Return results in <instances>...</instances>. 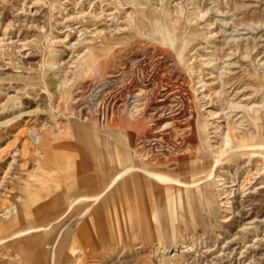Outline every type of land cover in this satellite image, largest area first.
Instances as JSON below:
<instances>
[{"label":"rangeland","instance_id":"374dc122","mask_svg":"<svg viewBox=\"0 0 264 264\" xmlns=\"http://www.w3.org/2000/svg\"><path fill=\"white\" fill-rule=\"evenodd\" d=\"M263 20L264 0H0V38H5L0 42V124L14 121L0 127V149L9 148L26 126L17 143L24 144L27 155L13 167L8 186L16 193L24 181L35 185L27 223L45 228L24 237L30 238L20 248L27 258L0 245V264H184L187 257L160 261L163 252L169 256L178 248L173 247L176 236L178 241L180 236L205 238L203 247L195 246L196 255L209 250L204 256L214 257L241 223L264 215V192L255 213L241 212L234 192L245 176L235 175L248 159L245 153L238 154V162L222 164L226 167L213 179L211 193L206 191L203 179L214 167L208 143L220 147L228 124L209 89L221 78H210L199 60L211 50L214 76H221L234 60L225 56L231 53L225 50L230 41L247 38V24ZM260 43L263 53L264 36ZM188 62L199 81V98ZM244 64L250 69L252 63ZM235 73L226 84L229 99L239 96L245 103L263 96L259 76L245 68ZM135 103L141 112L128 117ZM178 105L185 110L182 118H175ZM169 122L172 126L165 128ZM33 126L46 137L37 148L27 130ZM164 134L172 136V152H154L147 139L165 142ZM142 156L148 159L141 164ZM10 160L0 166V177ZM132 167L140 170L128 171ZM9 213L2 208L0 217ZM140 219L154 226H139ZM261 233L264 226L230 249L243 251ZM123 250L126 257L109 260ZM254 251L238 255L241 260L234 264H264V244Z\"/></svg>","mask_w":264,"mask_h":264},{"label":"bare ground","instance_id":"6f19581e","mask_svg":"<svg viewBox=\"0 0 264 264\" xmlns=\"http://www.w3.org/2000/svg\"><path fill=\"white\" fill-rule=\"evenodd\" d=\"M165 1H170V0H164V2ZM166 3L168 4V2H166ZM195 10H197V7H195ZM217 11H220V9L218 8ZM137 14H138V12H137ZM195 14H196L197 18H199V20H200V18L204 19V15L201 14L200 11H195ZM88 16H90V15L88 14ZM85 17H86V15H85ZM72 19H74V17ZM254 23L255 24H253V26L250 24L249 25L247 24V26H246L247 27L246 30L248 32L247 34H249L250 36H248L245 39L235 38L233 41H230L227 49H225V50L231 51V53L229 55H227V53H225L226 51H223V53L226 54L225 56H229L230 60L232 59V57H234V60L232 59L233 60L232 62H227L228 67L225 68V69H227V72H225L224 74H220L221 76H218V77L214 76V69L216 66H214V64H212V60H210V58L208 57V54H212L211 50L208 51L207 56L203 55L201 57V59H199L202 62V65L206 66L210 70V72H209V74H211L210 78H213V77L215 79L221 78L219 80L220 81L219 83H216V82L210 83L209 89L211 90V93L217 98V102L221 103L220 104L221 105L220 106V109H221L220 114H222L224 116V119L226 120V123L228 124L227 129L224 130V132H223L220 147L216 148L211 142L208 143V152H209L210 157H212V159L214 161V163H213L214 167L212 166L213 168L211 170L209 169L210 171L208 172L206 179H203V182H204V180H206V182H207V185L205 187L206 191L211 193V191L208 188L211 187L213 179L218 178L220 176V174H221V172L219 171L220 168L224 169L226 167V166L221 167V165L222 164L224 165V163L227 160H230L233 158L236 160V162H238L237 160L240 159V156H238V154H242V153L244 154L245 153L244 155H246V157L248 158L247 161H245L243 164H241V166L239 168L235 169V175H238V174L245 175L244 179L242 181H239L237 184H235V186L237 185V187L234 189V192L239 195V203L241 205V210H242L241 212H243V211H245V212H252L253 211L254 212L256 202L258 200V196L264 192V92L262 93L263 96L256 99L255 101L249 100V101L244 103L243 100L239 99V96H238L239 93L238 92H237L238 94L237 93L235 94L238 97H235L233 99H229V97L227 95L228 92H226V90H227L226 84L230 83L231 78H234V76L236 74L235 73L236 69L241 70L244 68L249 73L251 72V75L254 73L253 75L256 74L257 76H259V78L261 79V81L264 84V52L261 53L262 52L261 51L262 44L260 43V39H262V37L264 36V32H263L264 31V20L259 22V23L258 22H254ZM212 32L215 35L214 31H212ZM260 32H263V34H260ZM170 35L172 37V34H170ZM170 35H169V38H171ZM4 40H5V38H0V42H2ZM58 40H60V39H58ZM61 40H63V39H61ZM170 41H172V40L170 39ZM260 53L262 55H259ZM247 61H250L252 63L249 65L250 69L247 66H245V64H244ZM186 68H187V71L191 77L193 91L196 93V97L199 98L198 94H197V91H198L197 90V84L199 81H196L193 77L194 69L191 66V64H189V62L186 64ZM140 80H141V78H140ZM59 86H60L59 88H62L64 86V82H61V84ZM142 96H143L142 92H139L138 94H136V97L138 98L137 100H141ZM109 103L112 105H113V103L115 105H117V101H114V99H111ZM154 104H156V103L154 102ZM158 106H159V104L155 105L153 108L157 109ZM121 107L125 110L126 104L123 103ZM166 107L169 108L170 106L167 105ZM173 107L177 108L175 110L178 112L175 115V118H182L185 114L184 113L185 110L182 109V107L180 105H178L177 107H175V106H173ZM56 108H57V106H56ZM56 108L54 107V109H56ZM109 110H110V107H108V111ZM127 111H129L128 117H131V116L137 117V115L141 112L140 104L135 103L134 106L131 107ZM124 112L127 113L126 111H124ZM105 117H106V112L104 113V118ZM6 122L7 123L4 122L5 124L1 123L0 127L6 128L7 125L9 126L14 121L12 122V119H11V121H9V119H8V121L6 120ZM244 122H248V125H247V127L242 128V126L244 125ZM171 126H172V122L164 124L165 128L171 127ZM25 127L23 126V127H21V129H19V132L15 135L14 143H12V145H9V148L0 149V166H2L5 162L7 163V161L9 159H11L9 161V164L7 165V168L5 169V171L3 173V176L0 177V210L2 208L10 210V213L8 216H5V218L0 217V234H2V236H1L2 238H0V245H3L4 247H14V251H16L17 256H23V257L25 256V258H27L28 252L25 249L22 250L20 248L23 247L22 242L27 241L30 238H24V237L29 236L31 233L44 230L45 228L42 226L34 227V226H32V224L30 225L29 223H27V217H28V213H29L28 209H29V206H31L30 204L33 200L30 197V193L33 191L32 189L35 185L30 183V181H24V183H22L23 185L20 186L21 187L20 190H19V188H17L16 193L14 192V187L9 188V186H8V184L12 181V180L10 181V179L12 177H9V175L12 173V169H14L13 167L18 163V160L21 156L27 155L26 154L27 151L24 149V146H23L24 144L21 145V148H19L20 145H18V143H17V142H20V144H21V140L19 137H20V135L26 133ZM27 130L30 131L29 133H31V135H32V139H33V142H34L36 148L38 145L43 143V141L45 140L46 137L43 136L41 134V132H39L37 130V128H35V126L28 127ZM164 136H165L166 142L169 144H172V143H170V141H172L171 140L172 136L170 137V134H164ZM151 137H153V135ZM2 142H3V138L0 137V146H1ZM16 143H17V146H16ZM147 145H148V143H147ZM153 148H151V149H153ZM154 150L155 149H153V151ZM34 157L36 158V161H38L40 164L42 163L41 152L39 150L35 149ZM147 159H148V157L142 156L139 158V162L141 164L145 163V161ZM244 159H246V158H244ZM130 170H140V169H138V168L134 169L132 167V168L128 169V171H130ZM204 171H206V169ZM163 178L166 179L164 176H163ZM197 182L198 181H194L193 184H198L199 182L198 183ZM201 182H202V180H201ZM189 192H190V190H189ZM100 198H101V196H99L96 199V201L99 200ZM190 199H192V197ZM219 208H220V203L218 202V207L216 208V210ZM89 210H90V207H88L85 210L83 215L88 214ZM241 216H243V215H240V217ZM90 218L88 220H90ZM191 223H192V220H191ZM262 226H264V215H261V216L255 215L249 221L241 223L238 231L235 232L232 235L231 239L223 245V249H222L221 253L217 256H214V257H212L211 254H209V255H211L210 257H209V255L204 256L203 253H208L209 250L204 251L201 255H196L195 246L203 247L207 243L205 241V238L201 239V240L200 239L199 240H196V239L195 240L194 239L188 240L187 239L188 237H185V236L181 237L180 236L181 239H180V241H178V238H179V235H178V237L177 236L175 237L174 244H173V247L175 245L176 246L179 245L178 248H176L174 251H172L169 256L165 255V253L163 252V254H161L159 256L160 261L170 260L174 257L179 258V256H181L184 258L185 257L188 258V259L186 258V261L184 264H190L189 260L192 261L191 262L192 264H204V263L205 264H225V262L226 263L230 262V264H234V263L241 260V258H240L241 256H245L244 253H246L248 249H254L256 251V249L259 248V246L261 244L262 245L264 244V233H261L260 236L256 234L257 236L255 237L256 239L253 241V243L247 245L243 251L238 252V249L236 246L234 248L230 249L232 247L231 245L233 243H235L239 238H242V239L248 238L249 234H251L254 231L259 230ZM178 229H179V227H178ZM79 239H80V243H82V244L87 242L85 240V238H79ZM91 239H90V242H91ZM87 240H88V238H87ZM240 241H241V239H240ZM91 243H93V242H91ZM258 252H259V250H258ZM126 255H127V252L125 250L119 251V252L109 256V260L112 261L113 263H116L119 260H121L122 258L126 257ZM238 255L240 257L237 258ZM253 255H255V254H253ZM198 258H199V260H198ZM54 259H55V256H53V260ZM180 260H181V258H180ZM201 260H204V262ZM105 264H108V263H105Z\"/></svg>","mask_w":264,"mask_h":264},{"label":"built area","instance_id":"2783aa9c","mask_svg":"<svg viewBox=\"0 0 264 264\" xmlns=\"http://www.w3.org/2000/svg\"><path fill=\"white\" fill-rule=\"evenodd\" d=\"M104 121V116H102V122ZM149 145V147L155 149L154 152L157 153H170L172 152V144H169L163 141L158 140L157 138H148L146 141Z\"/></svg>","mask_w":264,"mask_h":264},{"label":"crops","instance_id":"0c3cea01","mask_svg":"<svg viewBox=\"0 0 264 264\" xmlns=\"http://www.w3.org/2000/svg\"><path fill=\"white\" fill-rule=\"evenodd\" d=\"M115 113V112H114ZM118 113H122V111H119V112H117V114ZM123 119H124V121H126L128 118H127V116L123 113ZM82 162H83V165L85 166V164H89V168H91V164H90V162L87 160V159H84L83 158V160H82ZM85 168V167H84ZM89 168H85V169H89ZM96 195V194H95ZM110 201V199L109 200H106V203H108ZM143 208H145L144 206L143 207H140V209H142L143 210ZM136 209V208H135ZM142 220L144 221L145 220V218H142ZM141 222V219H140V222H141V224L139 225V226H147V225H150V226H154L153 224H146V222Z\"/></svg>","mask_w":264,"mask_h":264}]
</instances>
